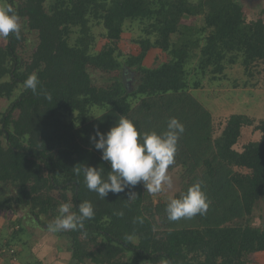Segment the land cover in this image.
Here are the masks:
<instances>
[{
    "label": "trees",
    "instance_id": "1",
    "mask_svg": "<svg viewBox=\"0 0 264 264\" xmlns=\"http://www.w3.org/2000/svg\"><path fill=\"white\" fill-rule=\"evenodd\" d=\"M7 2L36 34L37 42L27 63L17 54L22 31L19 38L10 34L0 47V100L9 102L0 113V186L12 191L3 202L6 208L0 210L27 209L33 221L49 230L60 204L70 202L76 211L79 204L91 202L95 215L83 229L59 232L68 239L69 264H251L252 256L264 254V225L254 226L245 218L264 200V120L255 127L259 141L237 152L233 146L241 128L253 121L230 115L211 142V159L202 156L206 154L202 141L210 146L212 133L210 126L205 131L207 112L189 91L198 83L190 84L184 70L193 41L172 40L188 33L187 27L181 29V19L203 16L202 30L209 34L198 68L201 72L211 68L213 79H218L238 57L246 71L253 63L264 64V20L248 21L238 0H54L47 9V0ZM129 20L144 24L147 37L137 40V55L119 61L117 43ZM96 24L103 28L107 43L92 52L91 29ZM150 49L167 52L171 59L146 68L142 63ZM133 68L137 73L133 92L121 77L103 87L95 86L90 74ZM32 73L40 82L37 93L23 86ZM17 89L19 94L12 98ZM139 99L133 108L132 102ZM99 108L105 109L102 116L87 123L89 112ZM74 112L75 120L66 122L64 115ZM121 115L141 134L167 131L172 117L183 124L175 163L169 168L187 170L181 176L184 193L196 182L184 175L196 165L204 166L211 187L205 193L208 201L215 199L208 207L210 216L170 221L168 202L153 206L142 182L121 193L110 192L105 199L88 190L77 168L103 167L106 176L110 166L101 159L102 153L78 139L76 131L85 127L106 133L103 121L111 128ZM129 193L135 195L128 199ZM21 231L24 228L6 240L7 250L20 244Z\"/></svg>",
    "mask_w": 264,
    "mask_h": 264
},
{
    "label": "rangeland",
    "instance_id": "2",
    "mask_svg": "<svg viewBox=\"0 0 264 264\" xmlns=\"http://www.w3.org/2000/svg\"><path fill=\"white\" fill-rule=\"evenodd\" d=\"M54 0H47L45 8L47 9ZM196 3L197 0H191ZM242 6V11L248 21L262 19L264 20V0H238ZM21 31L24 40H22L17 48V54L22 63H27L31 54L34 51L37 39L36 34L28 30L24 20H21ZM181 29L187 27L184 31H187V35L173 37L172 40L177 43L191 40V56L185 64L184 70L187 74V79L190 84L194 82L198 83V88L190 89L192 96L197 102L203 106L204 112L208 115V126L205 125V131L211 128L212 135L209 138L210 146L206 141H202L201 149L206 154L202 155L211 159V142L218 138L225 126L226 120L230 115H243L249 120L253 121V125H245L241 128V135L238 142L233 146V149L237 152H241L244 145L249 142L259 141L261 134L255 129L258 122L264 120V64L253 63L249 71H246L242 66L241 58L238 57L237 61L233 64L227 65L223 75H220L218 79H213L211 68L204 72H201L199 67V58H201V51L205 45L206 38L209 34V30H202L204 26L203 16L193 15L187 16L180 21ZM144 24L138 20L126 21L124 30L121 35L120 41L117 43V57L119 61H123L126 56L137 55L140 51L137 40L146 38L147 34L143 29ZM76 31V29H74ZM104 33L101 25L96 24L91 29V35L94 41L91 44V51H99L104 44L107 43L106 39L102 36ZM179 37V38H178ZM74 38V36H72ZM181 39V41H179ZM6 43V38H0V47H3ZM196 44V45H194ZM193 45V46H192ZM171 59L167 52L160 49H150L143 60V66L146 68L159 66L168 62ZM91 78L95 86H108L113 77H121L125 81V85L129 92H133L136 88L137 73L136 69H124L115 71L112 73H102L100 71L90 70ZM121 75V76H120ZM189 92V93H190ZM19 94L17 89L14 92L15 98ZM136 102L133 108H136L141 101ZM8 101L5 99L0 100V113L4 112ZM105 109H93L89 112L87 123L97 120L104 113ZM77 113L64 115L66 122H72L75 120ZM133 116V114H132ZM120 119V117L118 116ZM140 119L138 117H135ZM108 120L106 121V123ZM112 124L105 125L103 121V127L107 132ZM97 125L93 128L96 129ZM96 132V131H95ZM95 132H90L85 127L78 129L76 135L82 143L89 147H94V143L90 140V137L95 136ZM95 148V147H94ZM97 150V149H96ZM101 154L100 150H97ZM204 166L201 164L196 165L192 172L185 174L184 176L191 175L196 181H200L203 184V190L208 191L211 189L208 183V176ZM236 171L244 174L245 170ZM187 170L181 167L169 168L168 174L173 181V187L171 189L165 188L164 191L158 194L149 193V199L153 206L157 204H164L169 202L172 198L180 196L182 183L181 176L186 173ZM189 187V186H188ZM143 189L146 191L144 185ZM12 191L10 188H4L0 186V206L5 207L3 203L6 198L11 196ZM55 198H58L57 193H52ZM68 198L71 197L70 193L67 194ZM210 200V198L208 199ZM215 200V199H211ZM213 201H208L211 204ZM148 201V203H150ZM4 204V205H3ZM150 204H148L149 206ZM6 208V207H5ZM204 214H198L199 217L206 216ZM210 216V214H209ZM249 220L254 226L264 225V200H259L254 207V211L249 217ZM44 221V219H42ZM197 219L196 221H198ZM245 219L241 221L244 222ZM19 223H16V222ZM200 221V220H199ZM20 227L24 228V231L18 235L17 244L12 250H7L5 246L6 240L11 236L14 231L20 230ZM162 229V228H161ZM59 232L53 233L41 225L37 224L30 217L27 209H2L0 210V264H69V243L65 235H59ZM21 245V246H20ZM263 256V257H261ZM88 264V263H87ZM251 264H264V255L251 258Z\"/></svg>",
    "mask_w": 264,
    "mask_h": 264
},
{
    "label": "clouds",
    "instance_id": "3",
    "mask_svg": "<svg viewBox=\"0 0 264 264\" xmlns=\"http://www.w3.org/2000/svg\"><path fill=\"white\" fill-rule=\"evenodd\" d=\"M21 27V19L13 7L7 0H0V38H7L10 34L19 38ZM39 83L37 75L32 73L23 86L37 93ZM47 98L51 99L50 96ZM183 132V124L172 117L167 123V131L141 134L133 121L121 115L106 133L96 130L95 136L90 137L95 149L101 151V159L108 162L110 171L105 176L103 167L83 164L82 168H77V174L82 171L88 190L96 192L102 199L110 192L121 193L141 182L151 194H158L165 188L171 189L173 181L168 169L175 163L177 143ZM134 195L135 193H129L128 199ZM208 207V197L202 182L198 181L181 193L179 198L169 200L166 206L167 218L170 221L192 218L197 214H204ZM72 209L70 202L60 204L59 214L48 225L49 231L56 233L83 229L85 221L91 220L95 215L89 201L79 204L76 211Z\"/></svg>",
    "mask_w": 264,
    "mask_h": 264
},
{
    "label": "crops",
    "instance_id": "4",
    "mask_svg": "<svg viewBox=\"0 0 264 264\" xmlns=\"http://www.w3.org/2000/svg\"><path fill=\"white\" fill-rule=\"evenodd\" d=\"M260 255H264L263 253H257V254H255L254 256H252L253 258L254 257H257V256H260ZM261 257H263V256H261ZM42 264V263H41Z\"/></svg>",
    "mask_w": 264,
    "mask_h": 264
},
{
    "label": "water",
    "instance_id": "5",
    "mask_svg": "<svg viewBox=\"0 0 264 264\" xmlns=\"http://www.w3.org/2000/svg\"><path fill=\"white\" fill-rule=\"evenodd\" d=\"M122 82L125 83L124 79H122Z\"/></svg>",
    "mask_w": 264,
    "mask_h": 264
}]
</instances>
